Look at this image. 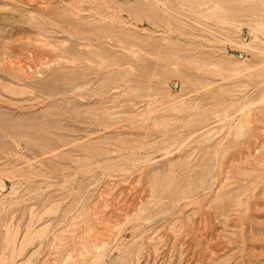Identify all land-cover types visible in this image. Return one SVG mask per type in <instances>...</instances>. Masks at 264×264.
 <instances>
[{
  "label": "rangeland",
  "instance_id": "obj_1",
  "mask_svg": "<svg viewBox=\"0 0 264 264\" xmlns=\"http://www.w3.org/2000/svg\"><path fill=\"white\" fill-rule=\"evenodd\" d=\"M0 264H264V0H0Z\"/></svg>",
  "mask_w": 264,
  "mask_h": 264
}]
</instances>
